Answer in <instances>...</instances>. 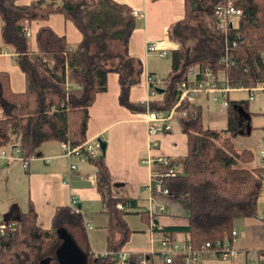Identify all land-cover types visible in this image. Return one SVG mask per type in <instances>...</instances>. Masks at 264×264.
<instances>
[{"label":"trees","instance_id":"trees-1","mask_svg":"<svg viewBox=\"0 0 264 264\" xmlns=\"http://www.w3.org/2000/svg\"><path fill=\"white\" fill-rule=\"evenodd\" d=\"M223 1L184 0L183 19L168 30L169 40L178 48L171 52L167 78L157 84L163 87L162 98L134 103L129 91L139 83L143 66L127 51L135 28L130 8L113 0H36L27 6H18L15 0H0L1 41L13 48L15 63L25 78L24 92L15 94L9 75L0 72V147L18 141L22 155L28 157L38 155L41 145L49 140L72 146L83 143L88 106L97 94L106 91L109 73L119 76V103L141 113L173 107L178 100V86L191 67L198 66L214 77L221 72L231 87L252 88L264 83V0H232L241 15L234 26L221 32L213 8ZM52 15L73 23L82 35L80 44L71 52L65 37L41 26L35 36L37 51L32 53L25 24L45 23ZM248 106V99H229L226 127L221 131L203 127L202 109L196 101L187 99L178 107L185 113L178 121L187 136V153L178 162L170 161L179 164L181 170L164 178L163 185L169 195L186 197L188 223L165 231L188 234L194 249L231 236L237 219L257 215L263 169L242 166L251 162L252 153L238 151L233 143L234 138L249 136L255 130ZM93 163L97 166V190L108 216L107 254L92 255L86 249L88 262L116 264L115 255L132 233L125 220L127 212L119 210L117 203L132 199L114 192L104 155ZM140 218L148 221L145 213H140ZM9 220L16 221L17 227L14 232L0 235V264H40L45 259H50L47 264H59L55 258L61 242L58 230H83L80 213L69 206L56 209L48 229L37 224L31 201L25 212ZM126 263L140 264L134 254L127 257ZM170 264L184 263L181 257H175Z\"/></svg>","mask_w":264,"mask_h":264},{"label":"crops","instance_id":"crops-1","mask_svg":"<svg viewBox=\"0 0 264 264\" xmlns=\"http://www.w3.org/2000/svg\"><path fill=\"white\" fill-rule=\"evenodd\" d=\"M32 1L36 0H15V3L18 6H27ZM113 1L127 6L131 12H138L136 17L133 16L135 28L128 40L127 51L130 57L142 63L143 73L139 83L130 89L129 99L134 103L160 100L161 93L156 92L151 97L145 77L146 74L151 76L152 86L163 90L161 84L157 85L159 84V67L151 61V58L166 59L169 53L177 50L178 45L169 40L168 30L169 27L183 19L184 0ZM41 26H48L58 36L65 37L67 48L71 52L77 49L82 40L81 33L73 23L65 20L61 15H52L45 23L25 24V29L29 30L27 44L32 53L37 51L35 36ZM151 43L158 44V48L164 51L147 52V45ZM163 52L166 53L165 58L160 56ZM0 72L9 75L13 93L24 92L25 78L15 63L14 50L2 43L1 36ZM119 94V76L116 73H109L106 91L97 94L88 106L85 141L94 138H101L105 141L106 147L103 155L114 182V192L132 199L129 200L131 208L125 210L127 212L125 220L132 233L121 252L127 255L148 254L149 264H164L157 255L151 254V251L156 252L160 249L158 241L166 228L187 225L188 208L186 197L163 194L157 190L154 177V172L158 170L156 160L159 157H165L170 161L178 162L187 153V136L179 121L172 120L167 132L158 130L154 136L150 137L147 130L146 113L135 112L121 105L118 100ZM209 98L201 95L196 99V103L202 109L203 127L221 131L226 124L224 128L216 129L209 127V124L204 121L203 115L205 111H208ZM213 101L219 104V111L227 110L220 100ZM253 116H255L254 112L252 119ZM251 124L255 130L249 136L234 138L233 143L238 151L246 149L252 153L251 162L244 163L242 166L250 169H264L261 157V152H264V123L256 124L251 121ZM151 140H157L158 145L151 146ZM63 145V142L57 140L46 141L41 145L37 157L32 159L26 168L20 162H12L8 165L5 176H1L0 179L7 180L4 184L8 185L10 190H13V185L17 181L23 183V187L19 200L16 190L9 198H4L0 193V207L3 210L1 219L9 220L25 212L31 201L36 212L37 224L48 229L51 227L52 216L58 207L76 208L83 220V230L72 231L76 242L85 253L88 249L92 255H106L107 232L105 227L108 216L103 209L101 195L96 186L97 166L95 163L79 162L74 159L77 168L68 174V159L64 156ZM180 170L181 166L176 164L175 171ZM88 176H94L95 179L88 178ZM115 183L122 185L115 186ZM146 191L148 198L145 201L141 198V194ZM73 197L77 200L76 203L71 202ZM140 213H145L148 221L141 219L142 225L132 226L129 214L140 216ZM260 216L263 219H260ZM87 225L91 228L89 229ZM234 225L238 229V238L229 236V240L231 245L238 250V255L222 259L214 254L204 253L199 264H254L251 251H256L258 260L264 264L262 254L264 251V201L258 198L256 216L237 219ZM172 236L180 240L188 234L177 232Z\"/></svg>","mask_w":264,"mask_h":264},{"label":"built area","instance_id":"built-area-1","mask_svg":"<svg viewBox=\"0 0 264 264\" xmlns=\"http://www.w3.org/2000/svg\"><path fill=\"white\" fill-rule=\"evenodd\" d=\"M213 18L218 23V29L221 32H226L228 26L232 27L235 25L237 18L241 15V11L234 7L232 0H224L222 3L216 4L213 8ZM137 11L132 12V16L136 17ZM26 38L29 36V30L25 29ZM147 52L164 51L159 49L158 44L151 43L147 45ZM161 57L165 58L166 53L163 52ZM264 58V51L262 53ZM202 76L201 80H198V76ZM145 82L149 88L151 97L156 94V88L151 86L153 84V78L146 74ZM233 91H244L249 94L248 100H253L255 95L258 93L264 94V83H257L252 88H246L244 86L231 87L227 84L221 72L218 76H213L207 70H200L198 66L191 67L188 69L185 81H183L177 89L178 100L176 104L169 110H153L146 111L147 115V130L149 136H154L158 130L167 132L170 129V122L172 120H178L180 115H184L183 111H178L180 103L184 100L196 101L198 96L204 95L212 97L213 100H220L225 108L228 107L229 94ZM147 103V102H146ZM99 138L86 140L79 145L72 146L69 143H64V156L68 159V174H71L76 170L77 164L74 161L79 162H91L95 161L99 156L102 155L99 144ZM151 146L155 147L158 145L157 140H151ZM37 157V155H30L25 157L22 155L20 143L13 141L0 147V168L4 171L3 166L12 162H20L24 168L27 167L28 163ZM263 158L262 164L264 167V152H261ZM156 164L159 170L154 172L155 184L157 190L163 194H168V189L164 187L163 180L166 177L175 175V165L170 163V160L165 157H159L156 160ZM164 169L163 171L161 169ZM88 178L95 179L94 176H88ZM260 179L262 181V191L259 198L264 201V169L260 173ZM75 197L71 199L72 203H76ZM119 210H127L131 208V203L127 200L125 203H117ZM74 212L79 213V210L72 208ZM260 219H263L260 216ZM90 229L91 226L87 225ZM16 221L3 220L0 218V235H5L7 232H14L16 230ZM237 230L231 231V237H237ZM160 249L156 252L151 251V254L157 255L164 264H170L173 262L175 257H181V261L184 264H199L200 258L204 253H210L218 256L219 258L225 259L238 255V250L235 249L229 240V236H225L222 240H216L213 244L205 242L200 248L194 249L191 247L189 236L182 239L173 237L169 232H162L160 240ZM137 256V260L140 264H149L148 254H134ZM129 255L119 251L115 255L116 264H127L126 259Z\"/></svg>","mask_w":264,"mask_h":264},{"label":"rangeland","instance_id":"rangeland-1","mask_svg":"<svg viewBox=\"0 0 264 264\" xmlns=\"http://www.w3.org/2000/svg\"><path fill=\"white\" fill-rule=\"evenodd\" d=\"M204 19L208 21V16L206 13H204ZM170 57H171V53L168 54L166 59H158L154 57L151 58V61H154V63L157 64L159 67L158 83H160L161 80H165L170 72ZM210 98L207 103L208 111H205L203 115L204 121H206L209 124V127L216 128V129L224 128L226 124V111H219V104L215 103L212 100V98L211 99ZM248 98H249V94L244 91H233L230 93V99L239 100V99H248ZM248 108L250 112L255 113V116H253L254 118L251 121L256 124H263L264 123V94L255 95L254 101H249ZM7 167H8V163L3 166L4 171H2L0 168V177L3 175L5 176ZM5 180H3V178L0 179V184L2 185V187L0 188L1 195L4 198H9L12 196L13 191L16 190L18 194L17 196L19 197L17 199L19 200L21 197V192H22L21 188L23 187V183L17 181V183L13 185L14 187L13 190H10L8 185L5 186L4 184ZM141 198L144 199L145 201L147 200L148 198L147 191L141 194ZM144 200H143V203L145 204ZM2 215H3V210L0 207V218L2 217ZM129 218H130V222L132 226H139L143 224L138 214L137 215L129 214ZM233 227L234 229L238 230L236 225H234ZM251 253H253V263L262 264V262L258 260L256 251H251Z\"/></svg>","mask_w":264,"mask_h":264},{"label":"water","instance_id":"water-1","mask_svg":"<svg viewBox=\"0 0 264 264\" xmlns=\"http://www.w3.org/2000/svg\"><path fill=\"white\" fill-rule=\"evenodd\" d=\"M156 91L157 93H162L163 90L156 89ZM98 140L103 155L106 143L101 138ZM120 185L122 184L115 183V186ZM58 236L61 242L55 250V258L59 264H88V254L83 251L69 230L66 228H60L58 230ZM49 260L50 259L42 260L40 264H47Z\"/></svg>","mask_w":264,"mask_h":264}]
</instances>
